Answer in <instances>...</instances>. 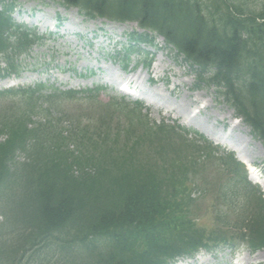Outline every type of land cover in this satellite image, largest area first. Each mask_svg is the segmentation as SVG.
<instances>
[{"label":"trees","instance_id":"obj_1","mask_svg":"<svg viewBox=\"0 0 264 264\" xmlns=\"http://www.w3.org/2000/svg\"><path fill=\"white\" fill-rule=\"evenodd\" d=\"M14 1L0 0L6 76H18L21 57L42 41L13 23ZM41 1L77 8L88 19L135 22L144 32L128 35L125 56L162 37L264 144V0ZM252 1L261 8L252 11ZM44 88L0 92L9 107L0 114V211L8 229L0 240L18 237L10 253L0 252V264H30L32 258L69 264L75 254L88 258L79 264H175L240 242L252 252L264 249V194L246 181L232 155L216 160L226 183L217 192L212 226L201 225L189 211L196 201L181 167L194 170L201 159H211L208 142H190L178 127L155 125L139 103L100 105L99 88L47 96ZM66 100L81 103L76 112L85 105L93 114L97 105L108 114L100 124L84 113L66 119ZM146 145L166 166L139 157Z\"/></svg>","mask_w":264,"mask_h":264},{"label":"rangeland","instance_id":"obj_2","mask_svg":"<svg viewBox=\"0 0 264 264\" xmlns=\"http://www.w3.org/2000/svg\"><path fill=\"white\" fill-rule=\"evenodd\" d=\"M248 5L252 6L250 8L252 11L261 8L257 1H252ZM11 16L15 24L25 25L24 27L33 30L38 37L44 38V41L34 45L24 57L22 56L20 66L24 71L20 76L0 78V90L10 86H33L36 83H42L45 85L42 93L47 96L54 90L76 91L99 86L103 89L97 96V101L103 105L111 101L120 103L119 93L110 86L113 78L138 77L137 90L143 93V97L146 95L149 98L157 97L165 102L153 104L141 101L143 106L140 113L149 121L155 125L162 123L165 126H179L185 131H196L192 127L194 123H198V120L206 121L220 133L227 132L237 139L240 143L239 147L243 150L240 154L228 144H218L207 140L211 143V149L214 150L213 157L207 162L201 159L194 166V170L189 167L183 172L184 168L181 167L185 183L190 187V198L196 201L189 211L199 224L212 226L214 222V213L217 212L216 208L219 204L217 192L219 186L226 183L225 176L219 171L216 163V160L223 155L233 154L246 170H252L255 175H258L259 184L253 182L252 185L257 186L256 192L264 193V145L253 138L246 124L241 120L234 121L236 120L235 110L226 105L213 88L196 82L189 66L165 49L162 38H156L153 48L139 46L140 52L135 50V54L129 56L124 70L123 64L118 63V57H114V54L121 52L126 46L128 34L142 32L135 23H115L106 19L87 20L76 9L41 0H15ZM51 28L54 29L52 31H55V34L51 35ZM120 59H126V57L121 56ZM154 66L158 69V66H162L165 71L155 73ZM154 91L159 92V95L153 94ZM80 98L81 95L78 96L77 101ZM157 99L154 100L156 103L159 102ZM183 99L186 106L181 107L179 103ZM65 102L63 110L66 119H73L75 115L84 113V115H91L93 120L100 124L101 117L108 114L97 105L93 108V114L85 105H81V114L74 112L75 104H67V100ZM6 103L0 100V114L9 108ZM182 112L185 115L194 114L195 120H184L181 117ZM183 133L181 131V134ZM195 138L196 136L191 132L184 135V139L190 142H194ZM150 147L151 145H146L145 148L140 146L137 150L139 157L157 161L160 167L166 166L163 157L155 155L149 150ZM199 148L203 149V147ZM182 174L179 175L183 177ZM226 217L233 219L235 216L227 213ZM5 226H7L6 219L0 211V231ZM17 239L16 236L12 237V240L6 243L0 240V252L10 253L8 249L17 242ZM100 249L105 250V248ZM48 253L51 254L52 251ZM87 259L75 254L69 264H79ZM30 264L38 263L32 258ZM177 264H264V250L250 252L244 248L233 254L227 249L211 254L203 252L193 260H181Z\"/></svg>","mask_w":264,"mask_h":264},{"label":"bare ground","instance_id":"obj_3","mask_svg":"<svg viewBox=\"0 0 264 264\" xmlns=\"http://www.w3.org/2000/svg\"><path fill=\"white\" fill-rule=\"evenodd\" d=\"M158 67H159V69L156 68L155 66L153 67V69L155 70V73H161V72L165 71V69L162 66H158ZM123 80H127L128 82L132 81V82H135L136 85H139V78L138 77H132V78L130 77V78H127V79L123 78ZM153 94L159 95V92L154 91ZM153 98L157 99V97H153ZM157 100H159V102L157 104H164L165 103L162 99H157ZM179 105L181 107L186 106L185 100L184 99L181 100ZM181 114H182L181 117L184 120H190V121L195 120L194 119V114L192 115V114L188 113V114L185 115L184 112H182ZM197 122L198 123H195V126H196V128L199 131L205 133L208 137H210V138H212L214 140H222V142L224 144H228L229 146H231L232 148L237 150L238 153H240V154L243 153V150L239 147L240 146L239 145L240 144L239 141L237 139L231 137L229 133H227V132L225 134L224 133H220V131H217L214 127H212L206 121H202V120L199 121L198 120Z\"/></svg>","mask_w":264,"mask_h":264}]
</instances>
